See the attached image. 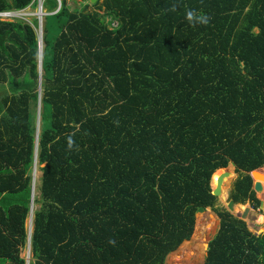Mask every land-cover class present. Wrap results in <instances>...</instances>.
I'll list each match as a JSON object with an SVG mask.
<instances>
[{
  "label": "trees",
  "instance_id": "obj_1",
  "mask_svg": "<svg viewBox=\"0 0 264 264\" xmlns=\"http://www.w3.org/2000/svg\"><path fill=\"white\" fill-rule=\"evenodd\" d=\"M42 3L40 69L36 19L0 21V264H24L27 237L28 264H163L206 207L219 226L200 264H264V227L216 207L210 186L230 163L229 198L259 207L249 172L264 170V0ZM189 8L209 24L190 26Z\"/></svg>",
  "mask_w": 264,
  "mask_h": 264
},
{
  "label": "rangeland",
  "instance_id": "obj_2",
  "mask_svg": "<svg viewBox=\"0 0 264 264\" xmlns=\"http://www.w3.org/2000/svg\"><path fill=\"white\" fill-rule=\"evenodd\" d=\"M34 1H35V3H36V1L43 2V0H34ZM56 1H57V5H58L59 0H56ZM65 5H67L66 8L70 11H79L84 7V5L87 6L88 9L92 8L90 6V0H66ZM20 11H22L24 14V18L20 19V21L23 23H30L29 22V19H30L31 24H32V19H33L32 16H34L38 13L37 5L35 6V4H32V1L30 3H28L27 5H25L24 7H22V10H20ZM41 11L43 14L46 13V9L44 7L42 8ZM99 12L103 13L104 10L100 9ZM105 19H109V16H106ZM36 87H37V90H41V86L37 85ZM7 92H8L7 85L1 84L0 85V96L3 93H7ZM38 107H40V105L37 106L36 110L40 111V108H38ZM37 120H38V115L35 114V125L37 124ZM229 165H231V164L229 163ZM229 165H227L226 169L230 173L228 176H226V178H228V179H227V183L225 184L226 185L225 192L227 193V200L230 199L229 198L230 191L233 187L234 180L237 178V175H238V173L235 172L234 169L232 167H230ZM261 173L264 175V170H262ZM38 175H40V172H38V170H36L34 167H32V171H31L32 180H31V185H30L32 199L37 198V190L35 189L34 186L38 182ZM260 182L262 184V191H260L259 193H255V196L259 200L263 201L264 179L260 180ZM32 188H33V190H32ZM225 192L223 194H220V196H224L226 194ZM240 204H245L246 207L247 206L250 207V211L248 212V215L245 218V222H246V225L248 227V230L251 231L252 233H259V231L264 227V225L262 223V216H264V206L261 208L260 207L253 208V207H251V205L248 201H245L244 203H240ZM225 205L220 201V199L218 197L216 202H215V206L218 208H220V207L226 208ZM38 206H40V203H37V202L33 203L32 202V204H31L32 209L35 207H38ZM208 208L209 209H207L205 211H201L200 213L195 214V221H196L197 216L199 214H201V215L199 216V219H198V226L196 227V236H195L194 240L190 244L182 247L179 251L176 252V254L173 253L170 256L168 253V255L170 257L167 255L163 264L166 263L167 257H169L167 264H200V263H202L203 257L205 255V250H206V248L203 250V246H206V244H208V241H210L213 238V236L215 235V233L218 229V226H219V219H218L216 213L213 211L212 208H210V207H208ZM235 208L232 210L233 215L236 214L234 212ZM243 211H241V212H243ZM30 216L32 217V211L27 213V216H26L25 221H24V225L26 228V235H27V232L30 228V222H31ZM259 216H261V217L259 218ZM195 221H193V228H194ZM200 222H202V226L205 228H201ZM207 223H208V226H206ZM261 233H264V232H261ZM179 245L174 250H176L179 247ZM20 248H21L20 255L24 259V264H28V261L30 260V253H29V247H28L27 241H25L24 245Z\"/></svg>",
  "mask_w": 264,
  "mask_h": 264
},
{
  "label": "water",
  "instance_id": "obj_3",
  "mask_svg": "<svg viewBox=\"0 0 264 264\" xmlns=\"http://www.w3.org/2000/svg\"><path fill=\"white\" fill-rule=\"evenodd\" d=\"M96 0H90L91 3L95 2ZM37 61H38V64L37 66L40 67V64H41V45H38V58H37ZM40 80H41V77L38 76V79H37V85L40 86ZM36 114L38 115V110H36ZM35 138H36V134H35ZM264 164V163H263ZM229 165V164H228ZM231 167L233 168V166L231 165ZM223 168V171L218 173L217 175V178H216V182L214 185L211 184L212 182V175L210 177V186H211V192L213 195H215L217 198L220 196L221 192H222V183H223V180L226 176L229 175V171L226 169L227 166L225 167H221ZM260 168L261 167H258V168H255L253 170H251L249 172L251 178H252V189L254 190L255 193H259L260 191H262V184L260 182V180H263L264 179V175L261 173L260 171ZM257 179V180H256ZM30 192H31V189H30ZM263 196H264V192H263ZM32 202V197H31V193H30V196H29V204H31ZM236 204H240V203H236L233 199H228L227 202H226V205H225V209L230 212L231 214L233 213L232 210L234 209V205ZM259 207H263V201L260 200V203H259ZM209 209L208 207H206L203 211ZM250 211V207L247 206L243 212L239 213V214H235L234 216H236L237 218L241 219V220H244L245 221V218L246 216L248 215V212ZM200 213V212H199ZM198 214V213H197ZM233 215V214H232ZM248 228V227H247ZM254 234H257L258 233H254ZM209 242V241H208ZM208 244H206V248H207Z\"/></svg>",
  "mask_w": 264,
  "mask_h": 264
},
{
  "label": "built area",
  "instance_id": "obj_4",
  "mask_svg": "<svg viewBox=\"0 0 264 264\" xmlns=\"http://www.w3.org/2000/svg\"><path fill=\"white\" fill-rule=\"evenodd\" d=\"M37 5L38 13L33 18L36 19V27L34 28V32L37 36V41L40 42L42 36V27H43V17L48 13H42L43 3L41 1H36L35 6ZM22 8L18 9H8V10H0V21L12 22V21H20V19L24 18V14ZM13 15V16H12ZM30 18V17H29ZM30 22V19H29ZM31 26V23H26Z\"/></svg>",
  "mask_w": 264,
  "mask_h": 264
},
{
  "label": "clouds",
  "instance_id": "obj_5",
  "mask_svg": "<svg viewBox=\"0 0 264 264\" xmlns=\"http://www.w3.org/2000/svg\"><path fill=\"white\" fill-rule=\"evenodd\" d=\"M177 7H178L177 4H173V5H171L170 8L167 9V11L168 12H175L177 10ZM184 16H185L186 22L192 27H196V26H200V25L207 26L210 22V19H211V17L208 16L207 14H204L202 12H198L197 10L191 9V8H189L185 11ZM74 135H75V133H73L72 136H69L67 138V141H66L67 148L69 151L73 150L74 148L78 149V145H76L75 140L73 139ZM32 190H33V188H32ZM31 204H32V202H31ZM29 230H30V228H29ZM29 230L27 232V235H29Z\"/></svg>",
  "mask_w": 264,
  "mask_h": 264
},
{
  "label": "crops",
  "instance_id": "obj_6",
  "mask_svg": "<svg viewBox=\"0 0 264 264\" xmlns=\"http://www.w3.org/2000/svg\"><path fill=\"white\" fill-rule=\"evenodd\" d=\"M58 5H59V2H58ZM58 5H57V8H58ZM56 10H57V9H56ZM56 10H55V11H56ZM55 11H54V12H55ZM36 39H37V38H36ZM38 45H41V43L38 42ZM41 51H42V48H41ZM37 67H38V66H37ZM38 69H40V67H38ZM38 91H40V90H38ZM35 132H36V130H35ZM35 134H36V133H35ZM263 219H264V216H262V221H263ZM206 221H207V220H206ZM200 226H201V228H205V227L202 226V222H200ZM206 226H208V223H207ZM26 241H27V244H28V247H29V238H28V237L26 238Z\"/></svg>",
  "mask_w": 264,
  "mask_h": 264
},
{
  "label": "bare ground",
  "instance_id": "obj_7",
  "mask_svg": "<svg viewBox=\"0 0 264 264\" xmlns=\"http://www.w3.org/2000/svg\"><path fill=\"white\" fill-rule=\"evenodd\" d=\"M225 193H226V192H225ZM263 206H264V202H263ZM260 217H261V216H259V218H260ZM261 230H262V229H261ZM261 230H260V231H261ZM260 231H259V232H260ZM205 248H206V246H203V250H204Z\"/></svg>",
  "mask_w": 264,
  "mask_h": 264
}]
</instances>
